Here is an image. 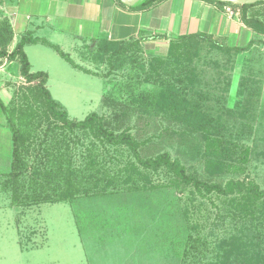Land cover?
<instances>
[{
	"label": "rangeland",
	"instance_id": "374dc122",
	"mask_svg": "<svg viewBox=\"0 0 264 264\" xmlns=\"http://www.w3.org/2000/svg\"><path fill=\"white\" fill-rule=\"evenodd\" d=\"M254 10L264 21V5ZM54 38L56 44H61V50L82 68L74 67L42 43L28 45L26 53L33 70L47 72L51 96L65 108L70 119L81 120L95 112L111 128L128 129L138 142L145 140L140 147L145 155L168 151L186 166L196 167L202 163L199 158H189L186 147L179 145L177 136L170 132L177 124L144 102L147 95L158 91L167 79L165 72L170 69L165 59L167 53L148 52L133 41L102 49L94 43L80 46L65 37ZM253 48L261 64L264 40L255 41ZM207 50L212 52L210 55L216 54V49L205 41L203 51ZM244 55L233 56L230 106L237 99L236 86ZM34 84L24 80L5 84L11 94L8 101L5 100L8 110L21 130V156L26 167L31 166L44 141V129L51 125L50 116L32 88ZM261 95L264 100V85ZM260 135L264 138V131H259L258 137ZM78 136L80 154L89 141L81 134ZM69 138L71 147L75 140ZM257 149L264 151L263 141L258 140ZM110 152L115 154L114 149ZM122 155L124 161L128 158L133 161L127 153ZM256 156L257 159L250 157L241 176L264 188V157ZM80 157H75L72 164L77 170V179L86 185L87 181L82 180L86 172L82 171ZM136 165L141 174L132 175L139 179V188L145 186L138 192L120 190L95 195L100 187L95 189V179H91L86 185V188L90 186L89 191L84 192L86 188L82 186L73 199L19 209L11 206L14 180L0 177V264H179L186 231L194 232L199 227V234L209 243L207 254L204 252L207 259L212 257L213 243L219 237L228 232L236 233V226L232 228L229 218L216 222L215 215L224 208L216 195H211L212 203L209 197L201 198L188 188L175 187V181L166 172L154 173ZM30 171L27 169L20 176L19 186L27 180Z\"/></svg>",
	"mask_w": 264,
	"mask_h": 264
},
{
	"label": "trees",
	"instance_id": "16d2710c",
	"mask_svg": "<svg viewBox=\"0 0 264 264\" xmlns=\"http://www.w3.org/2000/svg\"><path fill=\"white\" fill-rule=\"evenodd\" d=\"M159 1L141 0L132 8L151 7ZM210 1L237 8L241 21L252 29V39L244 47L218 44L206 35H186L171 40L165 58L170 64V69L165 72L167 79L158 91L148 94L144 101L155 112L177 124V128L170 129V132L177 136L179 145L186 147L189 158L201 160L202 163L196 167L186 166L168 151L143 154L140 147L145 144V140L138 142L128 129L111 128L95 112L81 120L70 119L65 108L51 96L47 87L48 74L45 71H31L24 46L40 42L53 48L74 67H82L56 45L31 35L21 36L8 52L6 44L1 43L12 39L11 27L8 23L0 26V59L19 63L23 80L35 82L32 88L51 118V125L43 131L44 141H41L31 166L26 167L21 156V130L10 114L8 105L0 100V109L12 137L11 167L5 175L14 180L11 205L29 208L70 200L80 191V187L86 188L91 179H95V189L100 187L99 192L93 193L95 195L120 190L138 192L145 186L139 188V179L132 175L141 174L137 163L144 170L166 172L172 176L175 187L188 188L201 198L209 197L212 202L211 195H216L224 207L215 215L216 222L222 223L229 218L232 228L234 224L238 227H235L236 233L228 232L213 243V255L209 259L208 255L205 256L209 243L199 234V227L193 228L196 230L194 232L186 231L179 264H264V188L241 176L251 156L257 159L256 155L261 154L264 157V151L257 149L258 140L264 142L262 135L258 137V132L264 131V100L261 95L264 62L260 64L253 48L255 41L262 43L264 40V21L254 10L264 5V1L242 5ZM205 41L216 49V56L210 55L212 52L208 50L203 51ZM133 42L139 44L137 40ZM112 45L118 44L107 41L98 44L102 49H109ZM207 52L208 55H204ZM249 52L250 55L246 56ZM238 53L245 55L237 80V99L230 106L228 96L234 67L233 56ZM200 59L204 61L198 62ZM169 77H172L171 80ZM79 134L89 141L85 151L80 154L77 149ZM69 136L75 140L71 147ZM111 149H114L115 154H111ZM123 153H127V157H132L133 161L129 158L124 161ZM78 156H82L79 161L82 171L86 172L82 177V180L87 181L86 185L77 179V170L73 168V160ZM27 169L32 171L19 186L20 176ZM89 188L87 186L84 192L87 193ZM108 188L112 189L108 191ZM213 206L219 209V206ZM183 215L186 221L188 216L186 213Z\"/></svg>",
	"mask_w": 264,
	"mask_h": 264
},
{
	"label": "crops",
	"instance_id": "0c3cea01",
	"mask_svg": "<svg viewBox=\"0 0 264 264\" xmlns=\"http://www.w3.org/2000/svg\"><path fill=\"white\" fill-rule=\"evenodd\" d=\"M4 23L12 31V39L1 43L8 52L23 35L59 48L54 37L80 46L137 40L146 51L157 54H166L171 40L186 35H206L228 47H244L253 37L239 15H229L224 6L210 0H160L146 8H132L118 0H0V26ZM30 44L24 46L25 53ZM29 63L32 72L42 71L33 70ZM17 80H23L19 63L0 59V100L4 103L11 96L5 84ZM11 160V132L0 109V177L10 171Z\"/></svg>",
	"mask_w": 264,
	"mask_h": 264
},
{
	"label": "water",
	"instance_id": "95a60500",
	"mask_svg": "<svg viewBox=\"0 0 264 264\" xmlns=\"http://www.w3.org/2000/svg\"><path fill=\"white\" fill-rule=\"evenodd\" d=\"M119 1L126 6L132 7L137 3H139L141 0H119ZM215 1L230 2L237 5H242V4H251L257 1H264V0H215Z\"/></svg>",
	"mask_w": 264,
	"mask_h": 264
},
{
	"label": "built area",
	"instance_id": "2783aa9c",
	"mask_svg": "<svg viewBox=\"0 0 264 264\" xmlns=\"http://www.w3.org/2000/svg\"><path fill=\"white\" fill-rule=\"evenodd\" d=\"M226 12L229 14V15H239V10L238 9H233L232 7H229V6H226L224 7Z\"/></svg>",
	"mask_w": 264,
	"mask_h": 264
}]
</instances>
